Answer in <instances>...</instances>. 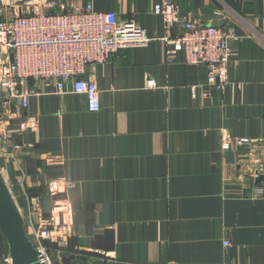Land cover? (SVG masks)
Returning <instances> with one entry per match:
<instances>
[{
    "label": "crops",
    "instance_id": "obj_1",
    "mask_svg": "<svg viewBox=\"0 0 264 264\" xmlns=\"http://www.w3.org/2000/svg\"><path fill=\"white\" fill-rule=\"evenodd\" d=\"M74 1L133 19L153 40L87 68L101 91L98 113L69 86L61 94L49 86L28 108L11 102V114L0 99L13 138L0 168L24 214L38 204L34 221L47 220L48 184L70 183L59 197L73 227L56 264H264V196L252 195L264 185V0H178L192 19L234 29L224 88L208 86L207 68L184 53L168 59L164 38L179 28L167 33L154 14L162 0ZM243 138L250 142L236 143Z\"/></svg>",
    "mask_w": 264,
    "mask_h": 264
},
{
    "label": "built area",
    "instance_id": "obj_2",
    "mask_svg": "<svg viewBox=\"0 0 264 264\" xmlns=\"http://www.w3.org/2000/svg\"><path fill=\"white\" fill-rule=\"evenodd\" d=\"M7 1L5 5L15 6V14L0 19V99L4 98L9 114L11 102L28 108L30 98L47 94L49 86L58 94L64 93L69 86L73 93L85 96L90 112L98 113L101 91L96 82L87 77V68L109 61L118 52L147 47L153 40L133 19L120 21L114 11H96L91 2ZM154 14L164 19L167 33L170 34L174 26L179 28L176 37L164 38L168 44V59L174 60L178 53H184L187 64L207 68L208 86L224 88L229 82L228 68L234 52L231 41L236 37L234 29L192 19L181 12L178 0H162L154 6ZM156 85L155 80L146 81L147 87ZM3 125L0 120V153L4 142L13 139ZM27 129L28 124L22 123L20 135ZM249 142L248 138L236 140L239 145ZM233 143V137L223 132L222 147L230 149ZM15 147L20 148V145ZM258 172H264V139ZM0 173L4 176L1 168ZM69 185L62 178L48 184L52 203L50 216L44 222L36 223L33 218L42 215L40 205L33 206L34 210L28 214L19 206L28 226V236L40 252V261L45 264H56V254H61L58 249L67 243L73 227L71 205L68 199L59 197ZM252 195L264 196V185H255ZM224 245L230 246V240L226 239ZM0 264H13L10 253L0 258Z\"/></svg>",
    "mask_w": 264,
    "mask_h": 264
},
{
    "label": "water",
    "instance_id": "obj_3",
    "mask_svg": "<svg viewBox=\"0 0 264 264\" xmlns=\"http://www.w3.org/2000/svg\"><path fill=\"white\" fill-rule=\"evenodd\" d=\"M29 0H22L20 3ZM260 176L257 181H262ZM0 230L8 242L13 264H45L28 236L26 221L13 192L0 173Z\"/></svg>",
    "mask_w": 264,
    "mask_h": 264
},
{
    "label": "rangeland",
    "instance_id": "obj_4",
    "mask_svg": "<svg viewBox=\"0 0 264 264\" xmlns=\"http://www.w3.org/2000/svg\"><path fill=\"white\" fill-rule=\"evenodd\" d=\"M29 1L34 2L35 0H29ZM7 3H8L7 0H3V1L0 0V15H3L0 17H2V18L5 16H11V15L15 14V6L14 5H12V6L5 5Z\"/></svg>",
    "mask_w": 264,
    "mask_h": 264
},
{
    "label": "trees",
    "instance_id": "obj_5",
    "mask_svg": "<svg viewBox=\"0 0 264 264\" xmlns=\"http://www.w3.org/2000/svg\"><path fill=\"white\" fill-rule=\"evenodd\" d=\"M0 19H2V17H0ZM3 237H4V236H3ZM4 239H5V237H4ZM5 240H6V239H5ZM6 242H7V240H6ZM7 244H8V242H7ZM53 249H56V246H53ZM8 253H9V252H7L6 254L0 255V258L4 257V256H6V255H8Z\"/></svg>",
    "mask_w": 264,
    "mask_h": 264
}]
</instances>
